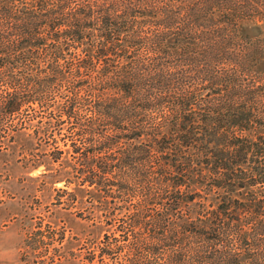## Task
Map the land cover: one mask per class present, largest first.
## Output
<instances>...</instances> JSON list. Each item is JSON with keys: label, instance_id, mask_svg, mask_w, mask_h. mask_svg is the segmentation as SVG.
I'll use <instances>...</instances> for the list:
<instances>
[{"label": "trees", "instance_id": "trees-1", "mask_svg": "<svg viewBox=\"0 0 264 264\" xmlns=\"http://www.w3.org/2000/svg\"><path fill=\"white\" fill-rule=\"evenodd\" d=\"M20 131L106 211L79 264H264V0H0Z\"/></svg>", "mask_w": 264, "mask_h": 264}, {"label": "rangeland", "instance_id": "rangeland-1", "mask_svg": "<svg viewBox=\"0 0 264 264\" xmlns=\"http://www.w3.org/2000/svg\"><path fill=\"white\" fill-rule=\"evenodd\" d=\"M50 143L20 131L0 152V264H79L89 242L111 230L88 187L63 186L58 165L69 169L74 154L52 162Z\"/></svg>", "mask_w": 264, "mask_h": 264}]
</instances>
